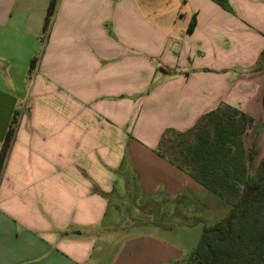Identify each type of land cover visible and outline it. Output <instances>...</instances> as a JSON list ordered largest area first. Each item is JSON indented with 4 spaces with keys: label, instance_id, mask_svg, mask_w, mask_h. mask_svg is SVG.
Returning <instances> with one entry per match:
<instances>
[{
    "label": "crops",
    "instance_id": "0c3cea01",
    "mask_svg": "<svg viewBox=\"0 0 264 264\" xmlns=\"http://www.w3.org/2000/svg\"><path fill=\"white\" fill-rule=\"evenodd\" d=\"M50 1L0 0V148L18 111L0 264L174 262L182 249L152 234L100 235L109 194L136 174L138 203L185 189L218 202L155 148L220 102L263 110L264 0H58L44 32Z\"/></svg>",
    "mask_w": 264,
    "mask_h": 264
},
{
    "label": "trees",
    "instance_id": "16d2710c",
    "mask_svg": "<svg viewBox=\"0 0 264 264\" xmlns=\"http://www.w3.org/2000/svg\"><path fill=\"white\" fill-rule=\"evenodd\" d=\"M58 0H51L44 21L48 31ZM228 11V0H215ZM195 17L189 25L192 30ZM264 50L256 68H261ZM37 57L30 61L29 74ZM264 114V93L262 97ZM17 112L13 115L0 148V180L18 127ZM254 124V117L244 110L220 102L201 115L184 131L166 128L155 152L197 180L208 194L219 200L227 212L219 220L204 225L198 244L190 255L189 264H262L264 262V156L256 167L257 146L245 144V135ZM125 159V157H124ZM123 159V161H124ZM137 182V175L130 176ZM126 181V187L129 185ZM93 191L107 193L97 185ZM134 203L145 213L162 218L183 217L190 220L208 214L206 202L185 189L175 198H149ZM219 206V205H217ZM167 224L168 223H163ZM172 227V224L168 225Z\"/></svg>",
    "mask_w": 264,
    "mask_h": 264
},
{
    "label": "rangeland",
    "instance_id": "374dc122",
    "mask_svg": "<svg viewBox=\"0 0 264 264\" xmlns=\"http://www.w3.org/2000/svg\"><path fill=\"white\" fill-rule=\"evenodd\" d=\"M234 106L240 108L239 105ZM251 111L252 113L249 112V114L254 117V124L245 135L246 144L249 146L251 143H255L258 151L257 156L262 158L264 156V116L261 101H256L251 107ZM127 158L129 160L128 156ZM256 165L257 162L255 167ZM127 180L129 185L124 187L122 194H119L120 187L118 186L116 187L118 190L109 194L111 205L109 206L108 217L101 225L100 235L109 236L115 240L119 238L125 240L131 236L149 233L155 238L167 240L177 248L182 249L180 259L168 264H189L191 252L199 242L203 226L213 224L227 212L224 206L218 204L219 200L215 204L208 199L206 205L209 213L199 219L190 220L188 213L187 219L178 216L168 219L162 218L161 214L145 213L134 203V198L143 194L142 190H139L136 180L131 177L125 179V181ZM116 208L122 210L121 217ZM117 213H119V217ZM117 219H119L118 223L115 224ZM163 223H168V225L171 223L172 227L170 228Z\"/></svg>",
    "mask_w": 264,
    "mask_h": 264
},
{
    "label": "water",
    "instance_id": "95a60500",
    "mask_svg": "<svg viewBox=\"0 0 264 264\" xmlns=\"http://www.w3.org/2000/svg\"><path fill=\"white\" fill-rule=\"evenodd\" d=\"M262 264H264V262Z\"/></svg>",
    "mask_w": 264,
    "mask_h": 264
}]
</instances>
